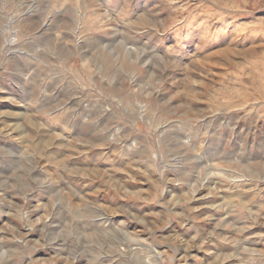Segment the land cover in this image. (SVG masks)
<instances>
[{"label":"rangeland","instance_id":"rangeland-1","mask_svg":"<svg viewBox=\"0 0 264 264\" xmlns=\"http://www.w3.org/2000/svg\"><path fill=\"white\" fill-rule=\"evenodd\" d=\"M0 264H264V0H0Z\"/></svg>","mask_w":264,"mask_h":264}]
</instances>
